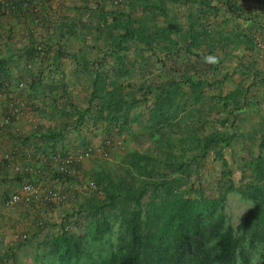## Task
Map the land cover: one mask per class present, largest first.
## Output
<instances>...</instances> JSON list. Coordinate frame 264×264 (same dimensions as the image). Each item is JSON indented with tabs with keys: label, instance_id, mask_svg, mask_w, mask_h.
<instances>
[{
	"label": "trees",
	"instance_id": "16d2710c",
	"mask_svg": "<svg viewBox=\"0 0 264 264\" xmlns=\"http://www.w3.org/2000/svg\"><path fill=\"white\" fill-rule=\"evenodd\" d=\"M122 1H96L101 3L102 23L106 24L111 14V25L116 31L121 30L122 38L116 36V42L111 40L113 45L107 50L101 47L104 56L96 63L107 62L111 56L116 57V63L113 61L107 70L104 68L103 71H92L89 104L95 100L99 102V114L96 118L106 126L105 141L112 139L114 132L134 133L136 129H140L137 136L140 139L146 130L149 132L148 145L153 146L154 151L167 155L153 158L144 152L133 150L125 160V175L117 177V181L105 172L100 174L97 171L93 181L103 193L101 210L108 207L115 209V212L97 215L94 210L96 205H90L87 209L82 206L80 210L86 211L89 220L88 232L76 234L63 224L60 233L49 238L48 253L53 255L59 264H83L80 259L87 253L88 235L100 239L112 227L110 217L113 215L114 221L119 222L117 242L112 244L106 253L95 258L92 264H264V130L259 152L248 164L251 174L245 188L236 187L233 178H228L231 183L226 187V191L236 189L252 200V205L242 213L236 225L226 221L225 193L214 198L197 193L192 195L193 191L200 192V188H194L193 185L183 186L184 182L181 181L182 177H190L191 172L198 168L199 160L211 150L221 158L223 173H231L223 150L230 145L232 136L215 130L202 139H194L190 136L194 127L191 117L197 116V122L205 121L204 86H210L211 82L218 84L221 79L227 78L224 71L219 69L223 60L216 59V50L222 49L225 56H228L230 47L236 48L246 42L250 50L257 47L256 35L241 32L227 34L222 30L229 21L228 14L236 18L237 13L243 14L241 4L244 0L241 4L237 0H172L174 4L181 1L187 11L185 25L178 22V25L175 24L177 26L173 24V21L177 20L175 14L168 15L169 5L165 0H157L153 7L166 15V25L155 26V30H150L146 18L134 20L131 9L129 12L117 10ZM135 1L127 0L130 8ZM107 2L110 6H107ZM10 3L14 5V13L19 5L18 1L12 0ZM28 3L31 5L27 4L25 7L29 8V11H39L38 8L34 10L36 5L39 6L38 3ZM5 6L0 4V11ZM220 15L222 21L219 20ZM211 17L215 23L209 20ZM56 28L58 34L75 33L73 27H69L65 32L63 27ZM41 39L33 41L27 47L28 54L40 56L51 49V44L46 42L45 47L40 48L38 45L44 38ZM123 40H134L139 46L140 43L145 44L151 50L150 54L152 53L163 66L166 65L165 59L170 56L182 58L180 52L185 50L186 57L197 59L192 70L198 75L190 74L192 66H177L163 84H141L139 89L144 96L153 93L155 97L151 101L146 119H142L138 114H131L132 103L136 102L132 96L135 84L131 82L134 71L130 69V63L126 61L123 53L120 54ZM141 50H144L142 46ZM161 56L164 59H161ZM59 57L60 54H56L54 62H57ZM141 58V61L145 62L142 56ZM86 62V66L89 65V60L86 59ZM176 69L179 70L180 78L175 76ZM214 72L216 78L210 80ZM249 87L238 85L224 96H217L218 100L223 102V107L215 110L217 115L220 113L217 121L224 125L231 117L232 125L235 124L237 110L247 104L245 93ZM196 102L198 106L195 105ZM188 105L189 108L186 109ZM215 106L216 104L211 105ZM90 110H76L78 122H83L86 116H90ZM133 122L137 125L132 126ZM183 130L187 131L186 135L177 137ZM48 138L54 139L55 134L51 133ZM179 145H184L181 149L188 147L199 152L186 161L181 158L172 161V149H177ZM155 162H163L168 171H158ZM172 172H180L181 175L168 179V173ZM52 175L56 179H73L68 172L58 170L53 171ZM18 179L22 180V177ZM149 188L152 194L144 205L141 199ZM129 190H132L133 194H129ZM16 245L10 250L11 254Z\"/></svg>",
	"mask_w": 264,
	"mask_h": 264
},
{
	"label": "rangeland",
	"instance_id": "374dc122",
	"mask_svg": "<svg viewBox=\"0 0 264 264\" xmlns=\"http://www.w3.org/2000/svg\"><path fill=\"white\" fill-rule=\"evenodd\" d=\"M87 1H92L93 4L96 3V0ZM219 1L223 2V0ZM155 2H157V0H147V2H145V0L143 2L136 0L135 4L130 8V3L127 2V0H123L117 10L120 12H129L128 10L131 9L132 18L134 20L146 18L147 24L151 27L150 30H155L156 27L166 25V15L161 14L158 8L153 7ZM165 2L169 5L168 15L175 14L177 17V20L173 21L174 26H177L178 22L185 25L184 20L186 19L187 11L182 2L180 1L175 4L172 0H165ZM107 6H110L109 2H107ZM242 12L244 13H237V18L228 14L227 19L229 21L222 30L227 34L241 32L248 33V35H256L258 42L256 44L257 47L250 50V48L247 47L248 42H246L236 48L230 47V55L228 56H225L224 50H216V59L218 61L223 60L219 69H222V72L224 71V75H227V78L221 79L218 84H216V82H211L210 86H204L203 97H205V103L203 111L205 112L204 115H206L205 121L203 123L197 122L198 120L195 121L197 116L191 117L194 122V127L192 128L193 132L190 136H193V138L196 137V139H202L215 130H219L232 136L230 145L223 150V154L228 162V169L231 170V173L230 175H225L223 173L224 167L221 158L211 150L206 156L199 160L198 168L191 172L188 179L185 177H182L181 179V181L184 182L183 186L190 187V185H193L194 188H200V192L193 191L192 195L197 193L198 195L214 198L225 193L224 213L226 215V221L233 225L238 223L242 213L252 205V200L245 197L236 189L226 191V187L231 183L228 178H233L232 180L236 187L241 186L245 188L251 174L249 173V168L251 167L248 164L259 152L264 130V26L261 25L260 20L254 21V17H249V15H251L249 10L247 11V14H245V11ZM88 13L90 14L86 16V26L81 31L85 41H82L80 38L81 36L77 34H62L68 38V49L81 50L87 55L86 58L89 60V65L87 66L89 68L87 70L90 72L82 74L81 81L83 83V88L79 91L76 97L72 99L73 101H77V104H80L79 106L85 105L90 99V88H92L91 70L95 68V63L99 62L100 57V55L94 56V53L99 54V52H101V47L106 50L109 49L110 46L113 45V42H116L114 40L116 36L122 38L121 30L116 31L111 25L113 22L111 14L108 16L107 23L104 24L102 21H99L101 20L100 12L89 11ZM252 15H254V13H252ZM221 16L222 15H220V21L223 20ZM121 17H123V15H121ZM209 20L215 23L214 18L211 17ZM56 21H58V19ZM46 22H49V25L45 27V29L39 27V33L41 32V34H44L46 37L50 32L48 28L51 27L53 28V33L58 35V30L54 22H50V20ZM65 24L70 26L69 21ZM216 28L219 27L216 26ZM79 38L81 42H77V39ZM111 40L114 41L112 42ZM122 44L123 47L120 49V54L123 53L126 61L130 63V69L134 71V76L131 82L135 84L132 96L136 99V102L132 103L131 114H138L142 119L147 118L149 106L155 96L153 93H148L144 96L143 92L139 89L141 84H163L172 75V71H174L173 68L177 66L184 68L186 66H192L190 68V74H193V76L198 75V73L195 74L193 72L194 70H192L193 66L196 65L197 59L189 56L186 57L185 50L180 52L182 58L175 57L174 55L170 56L168 59H165L166 65L163 66L158 59L152 55V53L150 54L151 50L147 48L145 44L140 43L139 46L134 40H123ZM25 45L26 44H24V46ZM38 46H40V48L43 46L45 47V41L43 40ZM55 46L65 48L67 45L63 42H57L55 43ZM141 46L144 50H141ZM158 51H160L159 48ZM142 54H144V56ZM141 56L145 59V62L141 61ZM115 58L116 57L114 56L107 62H104L105 69L111 67L113 61L116 63ZM27 59V57L21 58L20 61L18 60V62H14L13 65L15 67L20 66L24 68L29 64ZM161 59L164 58L161 56ZM165 67L167 69H165ZM178 71L179 70H177V72L175 71V76L180 78ZM213 74L215 75V72ZM214 75L210 77V80L216 78V75ZM88 82H90L91 85H89ZM125 84L127 85V83ZM126 85H124V87H127ZM238 85L243 88H248L250 86L245 93L247 104L237 110V117L234 125H232L231 117L223 125L217 121L220 113L217 115L215 110L223 107V102L219 101L217 96L219 94L224 96L229 90ZM94 104L96 106V103ZM212 104H216V106L211 107ZM195 105L198 106V103L196 102ZM86 108L92 109V104L87 105ZM188 108L189 105L186 106V109ZM229 109L230 108L228 107V111ZM75 114H77L75 110L72 114L67 113V117L70 120L69 124L71 125L66 133L67 136L73 135L71 138L76 139L79 143L82 142L76 146L74 145V147H76L75 149H77L84 147L86 144H82L88 142L87 140L80 141L79 137L81 136L79 133H76L77 131L83 132L82 128H84L85 125L83 122H78L76 120L77 118L75 119V116H73ZM88 121H90V118ZM96 125L98 126L96 128L97 132L99 131L100 134L97 133L99 135L93 137L89 135L91 139L89 140L90 144H94V138H98L97 142L99 143L97 144H100V148L96 156H93L94 158H92L91 154L87 159H84L80 165L74 167L73 173L68 172V175H70L71 178L73 177V179L68 180L67 178H63L56 180L54 177L51 178V180L54 181L52 183L53 185L54 183H57V186L54 187L55 190L66 195L64 202L52 203L48 206L44 205L43 202L41 204H33V206L31 204V208L26 210L23 205V210L26 214L22 215L23 217H21V220L19 219L13 223L14 230L19 232V238L16 242L17 245L13 249L14 252H12V254L11 251H9L8 257H6L7 260L4 261L3 264H59V261L53 255L48 253L49 238L60 233L63 224L67 225V228L76 234L87 233L89 230V220L86 216V211H83V209L80 210L82 206L87 209L90 205H96L97 208H95V206L94 210L97 215H100L101 213L113 214L115 212V209H110L108 207L101 210L100 204L103 198V193L99 191L98 186L93 181V178L95 177L94 174L97 171L100 174L105 172V174H108L111 179L113 178V180L117 181V177L119 178L120 176L125 175V160L129 158V154L133 152V150L144 152L153 158L166 157L167 155L163 153L160 154L156 152V150L154 151L153 146L148 145V131L145 130V134L142 135V138L138 139L137 136L140 133V129H136L134 133H129L127 131L123 132V134H117L114 132V135L112 136L118 141V144L112 148L106 147L103 143L106 138V126L101 121ZM136 125V122L132 123V126ZM84 130L85 133H90L89 129L86 130L84 128ZM186 133L187 131L183 130L182 134L177 135V137L186 135ZM183 146L179 145L177 149H172V152L174 153L173 156H171L172 161H176L180 158L186 161L193 154L199 152V150L189 149L188 147H186V149H181L180 147ZM75 149L72 148V150ZM13 162L16 163V156L14 157ZM155 165L156 169L160 172L168 171V168H164L163 162H155ZM13 173L16 174L14 170H11L7 176L8 178H12L14 183H16L12 184L11 182V186L14 189L13 185L18 187L22 182L16 179L15 174ZM168 174V179L175 176L179 177L181 175L180 172H172ZM155 178L157 177H153V179ZM129 194H133V191L129 190ZM151 194L152 190L149 188L141 199L142 204L145 205L151 197ZM110 221L112 227L100 239H94L91 235H88L87 253L80 259L81 263L92 264L95 258L106 253L112 247V244L117 242L119 235V222L114 221L113 215L110 217ZM80 262L78 261V263Z\"/></svg>",
	"mask_w": 264,
	"mask_h": 264
},
{
	"label": "crops",
	"instance_id": "0c3cea01",
	"mask_svg": "<svg viewBox=\"0 0 264 264\" xmlns=\"http://www.w3.org/2000/svg\"><path fill=\"white\" fill-rule=\"evenodd\" d=\"M11 1L0 0V4L7 5ZM16 1L19 5H17V10L14 13L11 12L10 15H7L3 12V8L0 11V119L10 113L11 107L17 98L24 103L21 108L22 114L0 134V240L3 243L0 264L7 260L6 257H8L9 251L17 244L19 232L14 230L13 223L19 219L21 220L22 215L26 214L23 205L26 210L31 208V204L33 206V204L42 203H27L21 200L10 207H6L4 199L9 193L17 191L24 182H31L43 191L57 186V183L52 184L54 182L51 180L54 177L52 172L59 168L63 156L71 152L72 148H76L74 145L82 143L72 139L73 135L67 136L66 132L71 125L67 113L72 114L74 110L83 111L89 105V101L85 105L79 106L80 104H77V101L72 100L83 88L82 74L90 72L87 70L88 65L86 66L87 55L78 49H68V38L64 36L66 33L57 35L53 33V28L49 27L50 32L45 37L44 34L39 33V27L45 29L49 25V22L46 21L50 20V22H54L56 27H63V32L67 31L68 27H73L75 29L73 34L81 36L82 41H85L81 31L86 26V16L90 14L88 12H101L102 8L100 7L101 3L96 2L93 4L92 1L87 0ZM29 1L38 3L39 6H36L39 11H29L30 9L23 5L24 2L28 3ZM241 2L242 0L239 1L240 4ZM28 5L31 4L28 3ZM241 5L245 14L249 10V13L251 12L249 17H255L264 26V0H244ZM252 13H254V16ZM57 19L58 21H56ZM68 21L70 26L65 24ZM99 21L101 22V20ZM42 37L46 43L51 44V49L47 53L43 52L40 56H32L30 53L29 55L26 51L27 47L35 40L41 41ZM80 38L77 39V42H81ZM57 42H63L67 46L65 48L56 47L55 43ZM24 44L26 45L24 46ZM58 53L60 57L57 62H54V57ZM99 55L100 62L103 59L104 52L94 53V56ZM26 57L29 61L28 66L22 68L13 65L14 62ZM95 64L94 69L104 70V63ZM94 69L91 70V73ZM20 81L25 83V88L18 90L16 86ZM88 84L91 85L90 82ZM94 103H96V106ZM94 103H91L90 116H86L83 121L84 128L89 129L90 133H85L84 128H82L83 132H76L81 136H77L80 141L87 140L88 142L82 145L86 144L85 146L93 149L92 158L96 156L100 144H97L99 143L97 142L98 138H94V144H90L89 135L93 137L100 134L99 131L97 132L96 128L98 126L96 124L101 121L96 118L99 114V106H97L99 102L95 100ZM77 114L73 115L75 119ZM31 118L38 121V129L32 128ZM89 118L90 121H88ZM51 133L55 134V138L49 140L48 136ZM13 148L18 150L16 155V164L19 165L18 170H15L3 160V155ZM81 163L72 165L69 172L73 173L74 167ZM40 169L44 170L43 174ZM11 170L16 172V174L13 173L16 179L22 177V180H20L22 183H19L18 187L13 185L14 189L11 182L12 184L16 183L7 176ZM44 205L48 206L50 204L44 203Z\"/></svg>",
	"mask_w": 264,
	"mask_h": 264
},
{
	"label": "built area",
	"instance_id": "2783aa9c",
	"mask_svg": "<svg viewBox=\"0 0 264 264\" xmlns=\"http://www.w3.org/2000/svg\"><path fill=\"white\" fill-rule=\"evenodd\" d=\"M28 3L24 2V6H26ZM14 5L10 3L7 4L3 8V12L5 14L10 15L13 11ZM34 10H37L38 7H34ZM17 89L20 90L22 88H25V83L20 81L17 84ZM24 106V103L21 99L17 98V100L14 101L11 111L8 115L4 116L0 119V134L1 132L10 126L18 116L22 114L21 108ZM32 128L37 129V123L38 121L36 119L31 118ZM106 147H115L118 144V141L114 138L107 139L104 143ZM17 148H13L10 152L3 155V160L10 165L13 166L15 170L19 169V165L13 162L14 157L17 155ZM93 149H90L87 146L77 148L75 150H72L71 152L67 153L63 158L60 160V166L57 169L61 172H69V168L76 163H81L85 158L89 157L92 154ZM41 173H44L43 169H40ZM66 199V195L62 192H58L53 189H47V190H41L38 186L34 185L31 182H24L21 184V187L14 192H11L7 195V197L4 199V205L6 207H10L17 202L23 200L27 203H33V202H43L47 204L52 203H62ZM3 251V243L0 240V253ZM2 264V263H1Z\"/></svg>",
	"mask_w": 264,
	"mask_h": 264
}]
</instances>
